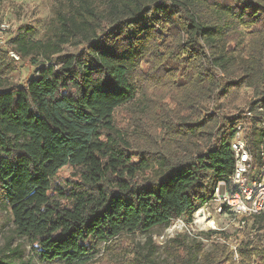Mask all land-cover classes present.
Returning <instances> with one entry per match:
<instances>
[{
  "label": "trees",
  "instance_id": "16d2710c",
  "mask_svg": "<svg viewBox=\"0 0 264 264\" xmlns=\"http://www.w3.org/2000/svg\"><path fill=\"white\" fill-rule=\"evenodd\" d=\"M51 12L39 40L0 48V219L12 215L45 264H94L96 243L115 250L110 264H157L152 239L126 250L123 236L192 222L219 182L231 187L242 106L259 163L264 0H54ZM66 47L80 50L3 89L11 51L47 64ZM242 234L235 251L219 231L201 232L208 251L184 232L162 251L170 264H264V216Z\"/></svg>",
  "mask_w": 264,
  "mask_h": 264
},
{
  "label": "rangeland",
  "instance_id": "374dc122",
  "mask_svg": "<svg viewBox=\"0 0 264 264\" xmlns=\"http://www.w3.org/2000/svg\"><path fill=\"white\" fill-rule=\"evenodd\" d=\"M53 1L54 0H0V48L10 51L11 49L16 48V40H19L20 38L34 41L39 40L43 36L46 26L52 17L51 10ZM225 1L230 2L232 0ZM2 25H6L5 31L1 30ZM79 50L80 49L73 47H66L60 55L55 56L52 62L47 64H44V61L37 56L32 60L29 57L28 60L21 61L20 57L17 55L19 59L17 60L14 58L17 70L15 74L10 77V84L6 85L3 89L8 90L23 88L28 81L37 74L40 67L53 64L57 68H60L66 56L72 53H77ZM31 61H34L32 65ZM241 95L244 99H247L246 97L250 96V90L244 89ZM168 101L169 100L166 102ZM247 109L248 107L242 106L237 111H234L233 115L244 114ZM130 115L131 114L128 109H122L117 112V121L122 129H125L128 125ZM64 176L65 173L62 172L59 178ZM216 207L217 205L215 202H209L208 207H206L210 209L212 217V221L210 220L211 222L209 224L199 223V215L196 212L192 223H190L191 226H188L192 235L186 230H184V233H186L190 239H196L195 236H198V239L196 240H199V238L202 240L201 249L208 251L211 249L213 241L211 239L215 238L209 237V239H205L204 237L202 239V237H199L201 236L199 227L205 230V228H208L211 224L214 229H208L202 232L209 233L211 231H219L223 233V236L228 239L227 244L235 251L239 242L244 238V235L242 234L243 230H240L239 225L237 224L238 218L225 212H223V214H218ZM183 220L184 224H189L185 219ZM178 223L182 224L181 222L176 221L169 226L155 227L147 233H137L134 235L123 236V248L127 250L132 241L143 246L149 241V239H152L157 246L152 258L157 264H170V261L163 254L162 249L167 242L179 233L178 231H180L181 227ZM15 248H19L21 258L16 257L13 254L12 250ZM197 250H199V248H197ZM113 251L115 252L110 244L96 243L92 252L94 264H110L108 260H111L112 263L114 258L112 257ZM0 257H9L13 260L14 264H21V262H24L25 264H45L39 260L29 243L25 239L17 236L12 215H7L3 219H0ZM117 259L121 258L118 257ZM235 260H238V256L235 257ZM55 264L59 263L56 262Z\"/></svg>",
  "mask_w": 264,
  "mask_h": 264
},
{
  "label": "built area",
  "instance_id": "2783aa9c",
  "mask_svg": "<svg viewBox=\"0 0 264 264\" xmlns=\"http://www.w3.org/2000/svg\"><path fill=\"white\" fill-rule=\"evenodd\" d=\"M1 30L5 31L6 25H2ZM10 55L17 60L19 59L14 52H10ZM259 111H263V109L259 108ZM245 116L247 119L238 123L235 135L230 142L231 150L235 157L234 170L229 178L231 187L228 188L225 181L219 182L215 189V197L211 201L216 203L218 214L225 212L236 216L240 230H243L245 221L250 216H264V122L260 123L259 163L256 165L255 155L249 145V133L251 130L249 121L255 114L250 109H247ZM208 205L209 203L205 204L197 211L199 223L201 224H209L212 221L210 209L206 208ZM176 221L182 223H178L181 227L178 232L186 230L189 234L192 233L188 228L192 222L187 221L189 224L186 225L183 218H179ZM208 229H214V227L211 224L205 230L199 227L200 232Z\"/></svg>",
  "mask_w": 264,
  "mask_h": 264
}]
</instances>
